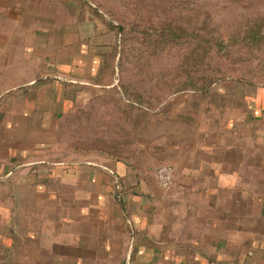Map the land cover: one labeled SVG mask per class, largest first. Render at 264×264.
Here are the masks:
<instances>
[{"label":"crops","instance_id":"0c3cea01","mask_svg":"<svg viewBox=\"0 0 264 264\" xmlns=\"http://www.w3.org/2000/svg\"><path fill=\"white\" fill-rule=\"evenodd\" d=\"M115 45L74 1L0 0V264H264V100L247 128L164 122L120 157L56 147Z\"/></svg>","mask_w":264,"mask_h":264},{"label":"rangeland","instance_id":"374dc122","mask_svg":"<svg viewBox=\"0 0 264 264\" xmlns=\"http://www.w3.org/2000/svg\"><path fill=\"white\" fill-rule=\"evenodd\" d=\"M71 1L116 45L105 91L52 126L56 147L120 157L164 122L249 126L264 100V0Z\"/></svg>","mask_w":264,"mask_h":264},{"label":"built area","instance_id":"2783aa9c","mask_svg":"<svg viewBox=\"0 0 264 264\" xmlns=\"http://www.w3.org/2000/svg\"><path fill=\"white\" fill-rule=\"evenodd\" d=\"M156 180L162 190H170L175 181V167L169 163H163L156 169Z\"/></svg>","mask_w":264,"mask_h":264}]
</instances>
